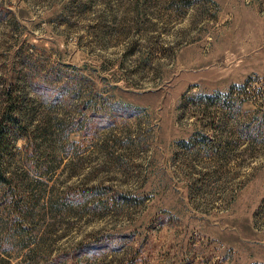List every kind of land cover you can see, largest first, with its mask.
<instances>
[{
    "label": "rangeland",
    "instance_id": "rangeland-1",
    "mask_svg": "<svg viewBox=\"0 0 264 264\" xmlns=\"http://www.w3.org/2000/svg\"><path fill=\"white\" fill-rule=\"evenodd\" d=\"M7 101L0 264H264V0H0Z\"/></svg>",
    "mask_w": 264,
    "mask_h": 264
},
{
    "label": "trees",
    "instance_id": "trees-1",
    "mask_svg": "<svg viewBox=\"0 0 264 264\" xmlns=\"http://www.w3.org/2000/svg\"><path fill=\"white\" fill-rule=\"evenodd\" d=\"M9 94V93H8ZM17 104V103H15ZM14 106L10 102H6L0 112V183L10 184L9 178L5 175L2 166L1 153L3 149L10 148L7 130L10 126H20V121L18 117V112L20 111L19 106ZM14 199V198H13Z\"/></svg>",
    "mask_w": 264,
    "mask_h": 264
}]
</instances>
